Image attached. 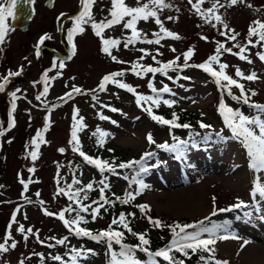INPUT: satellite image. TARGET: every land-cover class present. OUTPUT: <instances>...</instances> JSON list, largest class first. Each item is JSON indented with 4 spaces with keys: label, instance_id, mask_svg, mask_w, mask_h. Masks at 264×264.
Returning <instances> with one entry per match:
<instances>
[{
    "label": "rangeland",
    "instance_id": "1",
    "mask_svg": "<svg viewBox=\"0 0 264 264\" xmlns=\"http://www.w3.org/2000/svg\"><path fill=\"white\" fill-rule=\"evenodd\" d=\"M45 1L34 0L36 16L30 30L26 32L14 28L9 17L6 21L9 31L4 42L0 43V69L3 67L0 83H3L4 77H9V72L22 70L19 76L12 78L14 82H8L5 96L0 97V243L11 234L6 245L9 250L0 252V264H20L21 260L24 264L47 263L46 256L56 250V240L66 237V243L67 240L70 243L79 241L80 236L70 230L76 225L66 227L64 221L59 219V213L64 211L65 219L72 221L75 206L59 189L63 188L66 192L67 185L73 179L76 161H85L80 155L81 146L92 137L95 127L104 125L112 130L114 144L126 159L143 157L145 153L157 149V144L176 141L173 137L185 140L187 133L183 129L153 120L152 115H158L153 112L150 115L145 111L152 103L141 101L138 105L137 96L163 97L174 105L196 110L216 129L220 125L229 129L220 112L221 102L245 116L251 114L248 116L251 118L259 115L264 120V113L243 105L245 103L240 99H233L235 94L232 92H236V88L228 86L223 80L218 85L210 73L192 67L217 55V47L223 44L231 52L221 49L218 62L212 64L213 69L219 71V65L226 64L225 74L236 81L245 79L236 76L237 69L244 77L255 73L257 78L250 81L258 89V96L264 103V60L260 59V55L264 54V41H259L258 36H248L250 26H256L254 21L264 22V0H238L235 5H231L230 0H219V3L216 0H204L199 7L205 16L193 7L197 0H192V3L189 0H164L167 7L155 8L161 24L155 22L157 17L139 20L136 28L141 35L127 47L125 44L132 37V32L123 26L124 22L105 28L102 37L97 36L91 27L92 22L111 19V0H96L92 6V21L82 25L84 31L75 33L71 42L68 32L74 27L75 20L67 22L63 18L59 28L58 19L77 16L82 10L81 0H56L52 9L45 6ZM7 2L0 0V5L6 7ZM125 3L130 7L145 3L153 7L150 0H125ZM214 3V15L207 14L206 10L212 8ZM215 15H219L223 23L216 21ZM38 16L42 19L41 23L37 21ZM224 24L228 27L225 28ZM161 25L178 34L180 39L166 36L161 31ZM155 33H159V36ZM233 34H236V39H229ZM41 37H47L43 44L39 43ZM102 38L120 41L110 48L111 55L103 52ZM156 39L160 40L158 44L146 42ZM66 44L69 48L67 55L72 56L69 61L57 56L58 50L66 55L63 48ZM41 46L44 50L37 55V48ZM240 47L245 48L242 55L247 59H240ZM190 48L193 55L185 62L183 53ZM7 57L9 61L4 62ZM47 58V64H55L54 67L45 66ZM172 61L175 63L163 69V65ZM5 64L9 69L4 67ZM61 64L63 67H60ZM147 67L163 70L151 73L144 70ZM117 72L122 75L115 79L135 89L134 93L112 81L103 90L100 89L103 77ZM172 81L177 82L169 86ZM165 86L170 91L156 96L155 93L161 92ZM45 87L48 91L41 95ZM74 88L81 91L77 93ZM229 91H232L231 95ZM14 92L15 99L12 96ZM13 102L15 110L12 108ZM113 108L116 111H112ZM249 108L253 112L250 113ZM101 116L107 119H101ZM81 118L83 127L77 125L79 145L78 150L74 151L75 142L70 143L73 125ZM38 132L43 141L37 136ZM149 134L155 143H149ZM229 135L230 131L227 130V135L222 134L223 139L213 143L211 148L193 147L180 162L164 156L166 158L163 161L153 166V173L140 177L139 188L143 191L142 199L156 213L176 219L187 217L194 222L204 221L200 227L209 229L214 225L226 224V229L217 227L215 232L217 236L227 235L230 238L217 239L215 245L211 246L218 250L221 257L228 258L233 264H264V219H261L264 217V200L259 197L254 200L250 194L257 174L249 169V158L240 141ZM32 151L37 152L35 160L30 155ZM30 168L34 171L29 172ZM85 171L87 177L95 176V180L106 176L104 172L88 165ZM258 175L264 182V172ZM115 181L119 182L118 186L122 189L126 187L125 181L118 176ZM141 181L147 187H141ZM24 184H27L26 190ZM194 189L201 194L203 203L200 205L196 200H189L190 192ZM238 201H244L248 207L217 211L216 215H212L213 208L228 209ZM69 208L73 210L65 211ZM46 212L53 215H47ZM14 213L16 222H12ZM245 213L250 215L246 216ZM137 218L143 223L139 213ZM94 221L98 225L110 224L102 217H95ZM21 224L25 230L31 228L32 233H20L18 228ZM25 235L28 236L27 240L24 239ZM208 237L209 233H202L201 238ZM13 241L16 242L15 248L10 247ZM100 247L101 243L87 248L94 252L88 264H102L98 256ZM107 251L106 257L111 262V253L118 254L120 248L112 244V248H107ZM138 254L142 255V252ZM140 261L143 264L147 259L142 258ZM161 262L168 264L163 260Z\"/></svg>",
    "mask_w": 264,
    "mask_h": 264
},
{
    "label": "snow or ice",
    "instance_id": "2",
    "mask_svg": "<svg viewBox=\"0 0 264 264\" xmlns=\"http://www.w3.org/2000/svg\"><path fill=\"white\" fill-rule=\"evenodd\" d=\"M19 3V0H8L7 6L5 7L4 5H0V43L4 42L5 36L7 34V32L9 31V26L6 23L7 19L9 17L15 18V8L16 5ZM96 3V0H81V11L79 12V14L74 18L75 20V24L74 27L72 29L69 30L68 32V38L69 41L71 42L72 37L75 33H82L84 31V27L82 25L87 24L89 21H92V6ZM112 3V10L110 12V16L111 19L107 20L106 22L101 21L99 23L96 22H92L91 27L95 30V34L97 36H101L102 37V33L104 31L105 28L111 27L115 24H119L121 22L123 23V26L127 29H130L132 32V37L128 39L127 43L125 44V47H127V44L133 43L135 39H139L140 37V32L137 30L136 28V24L139 20H148L149 17H157V13L155 11L156 7H167V5L164 3V0H150V3L153 5L152 8L149 7V4L145 3L142 6H137V7H130L127 6L125 3V0H111ZM189 3H192V0H189ZM204 0H197L196 4H193V7L196 9V11L198 13H200L202 16H205V13L201 12L199 5L203 4ZM216 3H219V0H216ZM236 3H238V0H230V4L231 5H235ZM215 8H216V4H213L212 8H209L206 10L207 14L209 15H214L215 13ZM128 17L129 19L125 20V18ZM171 19V18H170ZM215 20L218 22L223 23V21L221 20V17L219 15H215ZM158 25L161 24V21L159 20V18H156L155 21ZM256 26L255 27H251L249 28V32H248V36L249 38L254 37V36H258L259 37V41H264V22L261 21H254L253 22ZM224 27L227 28V24H224ZM161 31L165 33L166 36L171 37L172 39H180L179 35L176 33H173L171 31H168L167 29L163 28V26L161 25ZM154 35L159 36V33H155ZM221 35H224V33H221ZM47 37H41L40 38V44L44 43V40ZM203 38V37H202ZM206 39V38H205ZM229 39L231 40H235L236 39V34H233L232 36L229 37ZM102 42H103V52H105L108 55H111L110 52V48L114 47L116 45H118L120 43L119 40L117 39H103L102 38ZM147 43L151 44V43H159L160 40L156 39L155 41L153 40H147ZM249 43H251V39H249ZM221 49L231 52V49H225L223 44H219V46L216 49V53L217 55H213L210 56L208 61L199 64V65H192V67H198L203 69L205 72L210 73L213 77L216 78V83L219 85L221 80L226 81L228 86H235L237 88H239L241 90V96L243 97V102L245 104L249 103V97L244 93V86L240 83H238L235 79H233L232 77L228 76L225 74L224 69H226L228 66L226 64H220L219 71H216L213 69L212 64L214 62H218L219 59V53L221 52ZM73 51H75V45H73ZM173 51H175V49H173ZM245 51L244 47H240V59L244 60L247 59V57H245L244 55H242V53ZM37 55H39V48H37ZM193 55V50L190 48L187 52L183 53L184 56V60L185 62H187L191 56ZM113 60H116L115 56H112ZM260 59L264 60V54L260 55ZM251 62V61H249ZM175 63V61L169 62V64H165L163 65V69H167L168 67H170L171 64ZM60 67H63V64L60 65ZM163 69H156V68H152V67H147L144 70L146 72H151V73H155L157 71H162ZM20 72H9L8 76H19ZM122 73L117 72V73H112L109 75H105L103 77V80L100 84V89L103 90L105 88V85L107 83H109L110 81L117 83V85L120 88H125L127 89L129 92H135V89H133L132 87H130L127 84L121 83L119 81H117L115 78L118 76H121ZM137 75H139V73H137ZM46 76V74H45ZM236 76L238 77H242L245 78L247 80H254L256 79V74L252 73L246 77H244V74L237 69L236 70ZM8 83V77H4L3 78V83H0V92H3L5 90V85ZM75 92L79 93L81 90L79 88H74L73 89ZM19 91V89L17 90ZM48 91L47 87H45L44 89V93H41V95H44L46 92ZM153 91L155 92L156 89H153ZM163 92H169L170 89L165 86L162 89ZM253 95H255V93H252ZM15 92L12 93L13 98L15 99ZM69 96H71V93H68ZM229 95H231V92L229 91ZM37 99H40V96H37ZM233 99H239V97H235L233 96ZM141 101H145V102H151L152 104L155 105H159L160 100L159 99H155L152 96H137V104L140 105ZM165 104H169V106H171L170 101H164ZM250 107H253L257 110H259L260 112L264 113V105L261 104H252L250 105ZM13 110H15V103L13 102L12 105ZM112 111H116V109H112ZM145 111L149 112V114H152V109L151 107H148L145 109ZM220 112L223 116L224 119V123L225 125L231 130L232 132V137L235 139H238L240 141V143L242 144V146L245 148L247 156L249 158V164L248 167L250 170H252L254 173H256L257 175H255L254 180H253V188L251 190V196L253 197V199L255 200L257 197H259L261 200H264V182H261V176L258 175L259 173L264 172V120H262L260 118V116H255V117H248L243 115L242 113H240L239 111H235L230 107H227L223 102H221L220 104ZM74 121L76 120V117L74 115L73 117ZM82 119L81 118L79 121H76V123L73 125V131H72V141L71 142H75V145L73 147L74 151L78 150V145H79V141L77 139V125H79L80 127H83L82 124ZM101 119H107L104 116H101ZM152 119L156 120L157 122L161 123V124H165V125H170L171 127L174 128H178V127H183V128H189L190 125L189 124H179L177 123V119L178 117L175 115V113H173V119L172 120H167L164 119L163 117L160 116H156V115H152ZM14 124V121H13ZM200 127L201 128H210L211 125H207L204 123H200ZM258 130V131H257ZM99 131V130H98ZM2 134V133H0ZM105 135V133H101V136ZM219 136V134H217ZM37 136L39 137V139L41 141H43V137L40 135V133H37ZM148 141L150 144L155 143V141L153 140V137L151 134L148 135L147 137ZM174 140H176L177 142L169 145L167 143L164 144H157L156 146L158 148L161 149H166L170 152H174L176 153V157L182 158L185 154L186 148H187V142L182 141V140H178V138L173 137ZM207 139V137H206ZM221 139H223V137H221ZM33 143L35 144L36 141L33 140ZM38 144H37V148H38ZM193 147H195V145H192ZM59 151L63 152L64 149H59ZM31 157L33 160H35L37 158V152L36 151H32L30 153ZM80 155L84 157V160L87 161L90 164H94L96 165V167H98L100 169L101 172L105 171L106 168H108V170L110 171H115L114 168H110L108 166V163L105 162H101L99 160H93L91 157L85 155L83 152H80ZM153 153H145V156H152ZM143 159V158H142ZM132 164H140V171L141 172H146L147 169L143 166V164L140 161H133L130 162L128 164H120L119 167L120 168H128L131 167ZM34 169H29V172H33ZM21 183H24L23 181H21ZM101 183H103V181H101ZM141 183V187H147V185H144ZM105 187H107V185H104ZM25 190L27 189V184H24ZM71 187V186H69ZM88 189L92 188V184H88L87 185ZM60 193H63L65 195H68L69 199H73L74 196L78 197L79 196V190L75 193H70V192H65V189L61 188L59 189ZM101 192L103 193V189H101ZM38 195V193H37ZM134 198V197H133ZM84 199H87V196L85 195ZM101 199L104 200V196L101 195ZM119 199V198H117ZM107 202V201H105ZM125 203L127 202V200L124 201ZM43 203V202H41ZM77 203H79V201H77ZM95 203V202H94ZM89 207H91V205L88 206H84L81 208V211L87 212ZM102 207V205H101ZM141 209H147L148 206L147 205H141L140 206ZM241 207H248V205L245 204L244 201H238L237 204L231 206L228 209H215L213 208V212L212 215H216L217 211L219 212H226V211H231L232 208H241ZM73 209H65V211H72ZM17 211H19V209H17ZM99 207L97 208H93L92 209V216L93 218H95L98 214H99ZM45 214L47 215H53L52 213L46 212ZM246 216L250 215L249 213H245ZM59 219L64 221V224L66 227H69L70 225H76L74 231L75 234L77 236H84V237H89L92 240L95 241H101L104 240L106 241L108 248L111 249L112 248V244L113 242H115L116 244L120 245V252L117 254L116 252H112L111 253V264H142V262L137 259L135 253L136 251H141L144 252L146 254V256L148 257V260L143 262V264H156V260L155 258L160 257L162 258L164 261H167L168 264H184L183 260H176L173 255H171L172 251L175 250L176 252H181L184 256H188V251L187 250H191L192 253H196L197 251H201V252H207L210 254V256L208 258H205L204 256H201L200 259L205 261V264H209V260H213L214 264H228V261H220V260H215L214 255H212L215 252L214 247H211L212 245H215L217 239H228L230 238L227 235H216L215 229L217 227H224L226 229V224L225 226H216L214 225L212 229H209L207 227H200V229L198 231L195 232H191L188 233L185 230L189 229V228H194L196 227V225H192V224H184V225H180V224H175L174 226H169L171 227L172 233H173V239L170 242V244L164 248H161L155 252L149 251V249L147 246L149 245L150 241L148 239H146V233L145 234H139L137 235L136 233H133V235H137L138 240L140 241V244L135 246V248H133L132 246L126 245V244H122L121 241L123 240V232H119V231H114L111 227V225L109 226L108 229L100 231L98 234H93L91 231L87 230L84 227H80L79 224L80 222L83 220V217H81L79 215V213H77V216L75 219H73L72 221L66 220L65 216H64V211L59 213ZM205 219H208L207 217ZM261 219H264V217H261ZM12 222H16V216L15 213L12 216ZM149 222L152 223L155 227H162V224L159 220H152L151 218H149ZM86 223V221H85ZM121 224L123 225L124 228L128 229L129 232H131V228H129L128 223L125 220V217L123 214H121L119 221L117 220H113L112 224ZM200 225L204 224V221H200L199 222ZM11 228V224H9V229ZM176 229H179V231H176ZM18 231L20 233H25V231H27V233H32V229L28 228L27 230H25L24 225H19ZM209 233V237L207 239L201 238L202 233ZM183 234V235H182ZM231 238H235L234 236H232ZM11 239V234L9 233V235L6 237L5 241L3 243H0V252H6L9 250V246H6L8 243V240ZM24 239L27 240L28 236L25 235ZM67 238L65 237L64 239H58L56 240V244H64L65 240ZM245 243H247V241H245ZM51 247V245H49ZM11 248H15L16 247V242L13 241L10 245ZM76 252V256L81 255L80 251H76L75 249L73 250ZM87 252H91V250H87ZM76 256L72 257L73 260V264H75L76 261ZM54 260L60 261L61 257L60 256H54L53 257ZM20 264H24L23 260H21Z\"/></svg>",
    "mask_w": 264,
    "mask_h": 264
},
{
    "label": "trees",
    "instance_id": "3",
    "mask_svg": "<svg viewBox=\"0 0 264 264\" xmlns=\"http://www.w3.org/2000/svg\"><path fill=\"white\" fill-rule=\"evenodd\" d=\"M158 81H160V79H158ZM237 82L244 86V93L249 97V103L246 105H264V103L261 102L258 96V89H256L250 81L238 79ZM233 88H236V92H231L234 93L235 96L239 97V99L243 102L241 90L234 85ZM253 92L255 93V95L252 94ZM163 93L164 92L162 91L156 92L155 95L158 96ZM157 98L160 100L159 105L157 106L155 104H150L149 106L151 107L153 113L167 120H172L173 113H175V115L178 117L176 121L177 123L181 125H190L189 128L178 127L179 129L181 128L187 133L185 140L180 139L187 142V148L191 144H195L200 147L209 145L212 142L220 139V134L214 127H200V123L210 125V122L202 114L197 113L196 110H191L177 104L169 106V104L164 103V101H167L166 99H164L163 97ZM249 112L253 111H251L250 109ZM247 115L250 116V114ZM216 117L219 121H221L220 116L217 115ZM110 121L114 123L112 120ZM222 128L224 129L225 127L221 126L220 130H222ZM93 131L94 132L92 137L82 144L81 152L91 157L93 160H99L101 162L106 161L108 163V166L110 168H114L115 171H110L108 170V168H106L105 171H103L106 176L101 180H95V176H86L85 169H87V165L91 166L92 168H97L98 170L100 169L96 167V165L90 164L87 161H76L75 164L77 165L75 166L76 169L73 170V179L66 187V192L75 193L79 190L80 193L78 197L74 196L73 199H70V201L75 204L73 208L74 215L72 220L75 219L77 213H79V215L83 217V220L80 222L79 226L86 228L94 235L98 234L100 231L108 229L111 225L114 231L123 232L124 236L121 243L132 246L133 248L140 244L137 235L146 233L145 238L148 239L150 243L149 245L144 247H147L149 251L152 252L168 246L172 241L173 233L171 227L169 226H174L175 224H192L196 225V227L186 229L185 231L191 233L194 230H198V226H200L198 221H191L187 217L181 219L170 218L163 214L156 213L152 209L150 204L146 200L142 199L143 191L141 190V188H139L138 185L140 177L150 174L153 170L152 166L160 162V160L164 157V154H167V156L173 158L176 153L170 152L166 149L157 148L154 151L150 152L153 153L152 156L146 157L144 155L143 157H137L135 159L134 157H132V160L126 159V156H124L122 152L117 150V147L114 144L115 137L109 127L100 125V127H95ZM101 133H105V135L101 136ZM217 134H219V136ZM232 139L235 138L232 137ZM176 142L177 141H171L167 144L172 145ZM133 161H140L147 169V171L141 172L140 164H132L131 167L128 168L119 167V165L122 163L128 164ZM116 176H118L120 180L125 181L124 183L126 187L124 189L118 186L119 182L115 181ZM101 181H103V183H101ZM88 184H92L91 189L87 188ZM104 185H107V187H105ZM101 189H103V193L101 192ZM85 195L87 196V199H84ZM101 195L104 196V200L101 199ZM125 200H127L126 203L124 202ZM77 201H79V203H77ZM88 205H91V207H89L87 212L81 211L82 207ZM141 205H147L148 208L142 210L140 207ZM97 207H99L100 211L96 217L106 218L110 222L109 226L98 225L95 223L96 220L94 221V218L92 216V209ZM138 213L143 219V223L138 221ZM121 214L124 215L129 228H131L132 230L131 232H129L128 229L124 228L123 225L119 223L112 224V221L114 219L119 221ZM149 218H151L152 220H159L162 224V227H155L152 223L149 222ZM74 229V226L70 227V230L74 232V235H76ZM176 231H179V229H176ZM133 233H136L137 235H133ZM99 243H101V247L99 248V250L101 251L98 256L100 257L102 264H111L110 258L106 257L108 252V245L106 241H95L90 239L89 237L84 236H80L78 242L70 243L69 240H67V243L65 242L62 245L57 244L54 253L46 256V260H48V262L43 264H73L72 257L76 256V252L73 251L74 249L81 252V255L76 256L75 264H88L93 259L94 252H87V248L96 247V245ZM113 244L116 243L113 242ZM116 246L120 248V245L116 244ZM216 250L217 249H215V252L212 254L214 255L215 260L228 261V264H233L229 259L221 257L219 252H217L218 250ZM187 251L188 256H184L181 252H176L175 250L172 251L171 255H173L176 260H183L184 264H205V261L201 260L200 257L204 256L205 258H208L210 256V254L207 252L197 251L196 253H192L191 250ZM43 252L44 251L42 250L40 254L43 255ZM138 252L139 251H136L135 253L138 259L141 260L142 258H146L148 260V257L144 252H142V255H139ZM54 256H60L61 260H54ZM43 259H45V256H43ZM156 259L158 264L162 263V258L157 257ZM209 264H214V261L209 260Z\"/></svg>",
    "mask_w": 264,
    "mask_h": 264
},
{
    "label": "water",
    "instance_id": "4",
    "mask_svg": "<svg viewBox=\"0 0 264 264\" xmlns=\"http://www.w3.org/2000/svg\"><path fill=\"white\" fill-rule=\"evenodd\" d=\"M55 0H48L46 6L53 8ZM34 2L32 0H19L15 8V18L11 19L14 27L27 31L31 26V20L35 15ZM41 22V18L38 19Z\"/></svg>",
    "mask_w": 264,
    "mask_h": 264
},
{
    "label": "bare ground",
    "instance_id": "5",
    "mask_svg": "<svg viewBox=\"0 0 264 264\" xmlns=\"http://www.w3.org/2000/svg\"><path fill=\"white\" fill-rule=\"evenodd\" d=\"M189 200H196V202L198 203V205L202 204V200H201V194L197 191V189H194L190 192V197Z\"/></svg>",
    "mask_w": 264,
    "mask_h": 264
},
{
    "label": "flooded vegetation",
    "instance_id": "6",
    "mask_svg": "<svg viewBox=\"0 0 264 264\" xmlns=\"http://www.w3.org/2000/svg\"><path fill=\"white\" fill-rule=\"evenodd\" d=\"M63 48H64V51H67V50H68V48H67L66 45H64ZM41 52H42V50H41ZM57 54H58L59 56L64 57V59H66V56L62 54V51H59V50H58V51H57ZM8 59H9V57L4 58V62H6V60L9 61ZM51 59H52V58H50V60H51ZM48 61H49V59L47 58V60H46V62H45V66H46L47 68H50V67H52V66H50L49 64H47ZM51 61H52V60H51ZM42 63H43V62H42ZM42 63H41V64H42ZM4 67H6V64L4 65ZM8 67H9V66H8ZM43 72H44V71H43ZM21 73H22V72H21ZM45 74H46V73L44 72V73H43L44 77H46Z\"/></svg>",
    "mask_w": 264,
    "mask_h": 264
}]
</instances>
